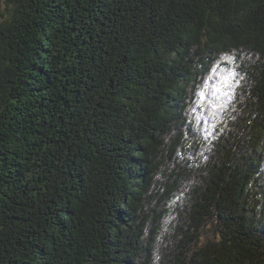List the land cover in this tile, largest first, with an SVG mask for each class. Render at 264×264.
<instances>
[{"label":"trees","instance_id":"trees-1","mask_svg":"<svg viewBox=\"0 0 264 264\" xmlns=\"http://www.w3.org/2000/svg\"><path fill=\"white\" fill-rule=\"evenodd\" d=\"M0 264H264V0H0Z\"/></svg>","mask_w":264,"mask_h":264},{"label":"snow or ice","instance_id":"snow-or-ice-1","mask_svg":"<svg viewBox=\"0 0 264 264\" xmlns=\"http://www.w3.org/2000/svg\"><path fill=\"white\" fill-rule=\"evenodd\" d=\"M235 75H236V74H235V73H233V74H232V77L234 78V77H235ZM200 99H201V100H204V99H206V97L204 96V94H203V93H201V94H200Z\"/></svg>","mask_w":264,"mask_h":264}]
</instances>
